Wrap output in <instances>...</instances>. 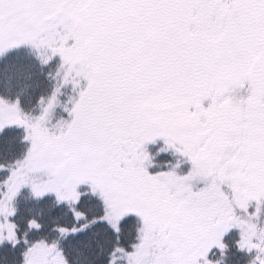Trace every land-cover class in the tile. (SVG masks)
<instances>
[{
    "label": "snow or ice",
    "instance_id": "obj_1",
    "mask_svg": "<svg viewBox=\"0 0 264 264\" xmlns=\"http://www.w3.org/2000/svg\"><path fill=\"white\" fill-rule=\"evenodd\" d=\"M20 45L61 62L39 115L0 98V131L22 127L28 143L0 164V244H23L19 264H70L61 241L97 224L113 233L107 264H216L233 230L245 264H264V0H0V55ZM69 83L70 119L49 126ZM158 141L175 163L153 164ZM23 188L71 214L55 238L27 239L39 214L20 233ZM85 197L100 201L91 218Z\"/></svg>",
    "mask_w": 264,
    "mask_h": 264
},
{
    "label": "trees",
    "instance_id": "obj_2",
    "mask_svg": "<svg viewBox=\"0 0 264 264\" xmlns=\"http://www.w3.org/2000/svg\"><path fill=\"white\" fill-rule=\"evenodd\" d=\"M59 56H54L47 64H42L38 58L37 50L29 45H21L7 50L0 55V98L13 102L19 99V106L23 112L32 116L40 114L41 108L39 100L41 97L47 99L60 82L57 76V69L60 64ZM83 85V82H81ZM75 98L76 92L72 85L66 84L60 88L57 94L59 103L54 107L50 114L49 126L55 124L60 119H70L68 113L64 111V106L71 107L69 98ZM24 129L22 127H5L0 131V164H10L17 159H21L27 150L28 143L23 140ZM162 142L158 141L155 145H149L148 151L153 155V164L161 165L165 162L175 163L176 157L169 151L168 153L159 152ZM184 164L178 169L183 174ZM161 170L157 167L149 168L150 172ZM8 175L7 169L0 170V179ZM54 197L47 196L41 201L32 199L30 192H20L15 198L14 204L17 209L16 216L13 218L19 224L20 233L25 229V222L30 217L39 214L44 227L40 232L31 231L27 234V239L34 240L40 237H47L49 240L56 237L55 232L50 228L55 218H59L60 223L71 221V214L66 213V207L61 205L53 207ZM94 206L95 212H98L100 201L96 197L82 198L79 207L88 213L89 218L93 211L89 208ZM264 219V217H262ZM139 225L138 217L129 215L121 222V240L120 243L127 247L135 236V228ZM94 233H99L95 235ZM19 234V233H18ZM113 233L104 224L92 225L83 233H77L61 241V247L64 249L70 264L76 261V264H107L108 251L111 250V239ZM238 238L236 230L231 231L225 241L229 244L230 250L224 256L214 257L216 264H245L248 256L235 249L234 240ZM23 250V244L17 245L15 249L7 242L0 244V264H19L21 260L20 253ZM117 264H124L118 261Z\"/></svg>",
    "mask_w": 264,
    "mask_h": 264
},
{
    "label": "rangeland",
    "instance_id": "obj_3",
    "mask_svg": "<svg viewBox=\"0 0 264 264\" xmlns=\"http://www.w3.org/2000/svg\"><path fill=\"white\" fill-rule=\"evenodd\" d=\"M21 46V45H20ZM30 46V45H29ZM187 165V164H186ZM189 167V165H187L185 168L187 169ZM185 171H187V170H185ZM184 171V172H185ZM182 174V173H181ZM24 191H26V192H29V190L27 189V188H23L20 192H24ZM19 192V193H20Z\"/></svg>",
    "mask_w": 264,
    "mask_h": 264
}]
</instances>
